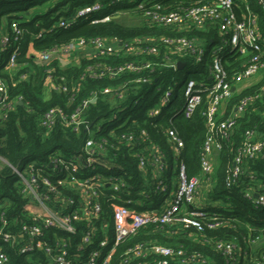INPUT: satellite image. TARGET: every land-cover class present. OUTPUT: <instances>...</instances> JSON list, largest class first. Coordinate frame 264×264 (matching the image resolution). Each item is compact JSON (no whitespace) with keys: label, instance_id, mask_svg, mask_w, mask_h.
Segmentation results:
<instances>
[{"label":"built area","instance_id":"built-area-1","mask_svg":"<svg viewBox=\"0 0 264 264\" xmlns=\"http://www.w3.org/2000/svg\"><path fill=\"white\" fill-rule=\"evenodd\" d=\"M258 2L264 9V0ZM103 7L100 2L81 6L68 16L60 17L49 29L69 28L79 18H89L90 22L96 23L109 21L115 14H125L123 9L101 14ZM244 9L243 16L237 18L234 0H191L187 4L141 0L134 8V13L140 11L148 26L174 31V35H146L126 42L100 36L78 37L50 50L30 49L39 64H48L61 58L70 65L78 63L81 58L100 59L113 55L129 57L116 66H103L95 62L87 68L91 77L114 78L124 72L140 74L144 70H152L158 63L144 59V56L159 55L163 47L160 65L186 72L182 82L183 95L180 102L176 98L174 82L172 86L165 87L162 84L156 88L160 95L148 110V115L156 118L167 109L171 111L163 134L174 155L175 169L166 177L165 153L158 144L148 140L144 130L139 132L140 143L133 141V134L123 137L132 146H138V167L142 174L145 173L143 186H148V193L142 188L138 193L142 196L151 194L156 198L149 202L136 200L129 195L132 186L123 175L105 173L97 168L106 141L95 137L93 128L86 124L84 116V110L89 101L95 99L96 93L83 99L69 115L58 107L49 109L42 118V125L46 129L54 126L57 117L71 126L74 132H79L85 126L89 136L81 148L83 156L77 161L59 156L52 158L50 165L54 167L53 177L35 161L14 165L0 157L1 165L9 166L15 175L24 198L23 219L16 230L8 229V220L3 213L0 214V264H208V260L200 253L187 251L182 245L163 244L157 238L165 234L175 236L178 230L192 238V230L201 232L214 229L222 223L216 213L206 209L204 201L206 192L212 187L214 151L221 148L223 140H228L237 118L244 110L264 94L263 84L254 93L241 96L228 114L222 117L227 101L233 91L239 88L238 84L264 70V44L257 16L247 4ZM18 23H11L14 40L22 32ZM210 28L216 29L220 43L211 50L212 62L207 74L209 81L205 82L192 76L195 65L203 60L205 43L186 34L193 30L208 31ZM42 32L36 37H41ZM6 41L5 35L0 43L4 45ZM225 48L228 53L246 56L231 74L218 52ZM184 55L192 59L190 65L183 62V66L178 68L177 63L181 61L178 56ZM16 67L17 49H14L5 69L14 70ZM22 77L25 78V75ZM147 80L138 76L132 81ZM47 86L65 91V87L56 86L50 80H47ZM112 90L105 87L100 92L109 94ZM203 96L205 140L199 173L189 177L180 158L184 143L172 118L179 115L190 117L200 106ZM12 108L13 103L6 99V84L0 77V119L5 118L7 111ZM263 151V138L255 129H247L226 175V186H231L245 170L246 159L261 157ZM148 163L153 169L147 174L145 170ZM254 175L251 173L249 178L255 179ZM256 190L247 188L243 194L258 206L264 203V191L256 193ZM215 247L226 263H233L237 259L235 242L219 240ZM251 259L250 264H264V255Z\"/></svg>","mask_w":264,"mask_h":264},{"label":"trees","instance_id":"trees-1","mask_svg":"<svg viewBox=\"0 0 264 264\" xmlns=\"http://www.w3.org/2000/svg\"><path fill=\"white\" fill-rule=\"evenodd\" d=\"M44 1L47 0H0V41L2 36L7 37L4 45L0 43V77L6 84V99L13 103V108L7 111L5 118L0 119V157L14 165L35 161L53 177L54 167L50 165V160L58 156L75 161L80 159L83 156L81 148L89 132L85 126L81 127L79 132H74L71 126L58 117L55 119L54 126L46 129L42 125L44 114L49 109L58 107L69 115L83 99L96 93L95 99L89 101L87 109L84 110V116L86 124L93 128L95 137L106 141L105 148L99 156L97 168L105 173L123 175L132 186L129 189V195L132 198L141 199L144 202L156 199L151 194L142 196L138 193L141 188L148 193V186H143L145 173L142 174L138 167L136 156L139 152L138 146H132V143L126 142L123 137L133 134V141H139V132L144 130L148 140L158 144L164 151L166 163L164 174L169 177L171 171L175 169L174 155L163 134V129L168 125L171 111L167 109L163 115L151 118L148 110L154 106L160 95L156 88L162 84L165 87L172 86L175 76L185 71L160 65L163 47L159 55L144 56V59L158 63L152 70H144L140 74L124 72L114 78L91 77L87 73V68L95 62L103 66H116L129 57L113 55L100 59L81 58L78 63L62 67L57 60H52L48 64L37 63L35 53H31L30 49L46 51L78 37L100 36L117 38L126 42L141 36L158 37L172 35L175 32L148 26L140 11L134 14L139 16L135 22L126 21L122 15L115 14L106 22L92 23L89 18H79L69 28L49 29L60 17L68 16L81 6L100 2L104 5L101 10V14H104L125 8L131 0L116 2L114 0H57L44 13L21 20L19 12H26ZM160 1L164 4L176 2L187 4L191 0ZM245 4L257 16L258 28L264 44V9L258 0H234L237 18H241L245 13ZM13 21H19L22 31L16 40L11 31ZM39 32H42V36L36 37ZM186 35L194 36L205 43L206 52L203 60L195 65L196 70L192 76L207 82L209 81L208 66L212 62L210 53L212 48L220 43L218 33L216 29L210 28L208 31L193 30ZM14 49H17V67L6 71L4 66ZM218 52L229 74L239 68L240 63L246 59V56H241L239 53H228L227 48ZM178 58L181 62L188 64L192 60L188 55L178 56ZM22 75H25V78ZM138 76L148 80L146 82L132 81ZM47 80L56 86L65 87V91L48 89ZM263 84L264 73L258 81L247 87L235 89L227 101L222 117L228 114L241 96L254 93ZM173 86L177 89L176 98L180 100L183 95L182 84ZM105 87L112 88V92L102 94L100 91ZM204 106L205 96L190 117L179 115L172 118V123L184 143L180 158L185 164L189 177L199 173L201 150L206 134L202 116ZM252 128L264 140V94L244 110V113L237 118L228 140H223L221 148L214 151L212 187L206 192L204 201L206 209L220 217L222 222L220 226L201 232L192 230V238L181 230H178L175 236L160 235L157 239L161 243L172 246L182 245L187 251H196L208 260V264H250L252 257L261 258L264 255V242L259 241L261 234H264V203L255 206L243 194L247 188L257 189L256 193L264 191V154L254 159H246L245 170H242L243 172L231 186H226L225 181L232 167L234 154L242 143L243 133ZM151 169L153 166L148 163L146 173H150ZM251 173L255 174L256 180L249 178ZM23 203L24 198L19 191L15 175L12 174L9 166L0 163V214L3 213L8 220L7 228L11 231L16 230L23 219ZM219 240H231L237 244L238 252L235 262L226 263L224 256L215 247V243ZM253 241L261 243L260 250L251 248ZM5 249L10 250L7 247Z\"/></svg>","mask_w":264,"mask_h":264},{"label":"rangeland","instance_id":"rangeland-1","mask_svg":"<svg viewBox=\"0 0 264 264\" xmlns=\"http://www.w3.org/2000/svg\"><path fill=\"white\" fill-rule=\"evenodd\" d=\"M139 1H141V0H131V2H129L128 5L125 8H123L122 11H124L125 14H121V15H122V18L124 20L129 21V22H135V20L137 18H139V16H136V15H134L135 13H133L134 12V8L139 3ZM47 3H48V1L47 2L44 1L41 5H45ZM41 5H36L35 7L29 8V10L26 11V12H24V11L19 12L18 15L21 17V19L27 18L31 14L38 13V12L42 11ZM2 38H3V36L1 37V39ZM263 73H264V70H261L258 74H256L252 78H250L248 80H244L243 82L239 83L238 84V85H240L239 87H247L248 85L258 81L262 77ZM185 77H186V72H180L179 74H177L175 76L174 85L175 86L178 85V84L181 85L183 80L185 79ZM259 241L264 242V234H261V237H260ZM260 247H261V243L258 242V241L253 242L251 244V248L253 250H260Z\"/></svg>","mask_w":264,"mask_h":264},{"label":"crops","instance_id":"crops-1","mask_svg":"<svg viewBox=\"0 0 264 264\" xmlns=\"http://www.w3.org/2000/svg\"><path fill=\"white\" fill-rule=\"evenodd\" d=\"M48 1V3L47 4H45V5H41V7H42V11H40V12H38V13H34V14H31L29 17H27L28 19H30L31 17H33L34 15H36V14H41V13H44L47 9H49L50 7H52L53 5H54V3L57 1V0H47ZM46 1V2H47ZM26 18V19H27ZM58 61V63H59V65L60 66H62V67H65V66H67L68 65V62L64 59V58H61L60 60H57ZM4 70H6V71H11V70H7V69H5V66H4ZM240 86V85H239ZM48 89H50V87H47ZM239 88H241V87H239Z\"/></svg>","mask_w":264,"mask_h":264},{"label":"water","instance_id":"water-1","mask_svg":"<svg viewBox=\"0 0 264 264\" xmlns=\"http://www.w3.org/2000/svg\"><path fill=\"white\" fill-rule=\"evenodd\" d=\"M182 66H183V62L179 61V62L177 63V67H178V68H181ZM19 103L21 104L22 102L20 101Z\"/></svg>","mask_w":264,"mask_h":264}]
</instances>
